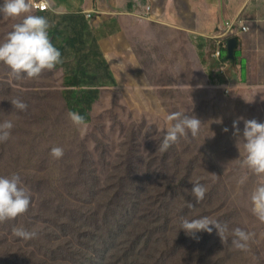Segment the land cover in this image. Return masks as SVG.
Masks as SVG:
<instances>
[{
    "label": "rangeland",
    "instance_id": "374dc122",
    "mask_svg": "<svg viewBox=\"0 0 264 264\" xmlns=\"http://www.w3.org/2000/svg\"><path fill=\"white\" fill-rule=\"evenodd\" d=\"M31 9L32 6L29 12L16 17L0 16V40L24 15L31 14ZM212 42L208 47L210 56ZM200 49L198 52L182 34L157 31L152 44L145 48L139 45V68L117 71L119 83L96 99L92 120L79 126L69 119L62 88L65 80L56 70L57 65L34 78H17L8 65L0 62V122L14 123L9 138L0 142V175L18 174L31 197L25 212L0 221V264H127L125 260L136 264L122 247L127 240L118 234L119 224L87 192L93 187L107 190L103 184L116 172L119 155L125 151L132 133L137 146L133 152L141 160L153 157L155 146H149L146 139L150 143L163 139L167 128L175 123L167 116L177 111L196 116L201 125L195 137L190 132L178 136L170 152L175 158L167 164L168 172L186 174L191 167L180 164L186 163L184 158L202 156L190 170L209 174L221 185L219 194L206 185L212 202L205 210L211 213L215 203L217 207L224 202L222 190L227 188L234 211L233 227L251 234L246 249L224 252L223 261L264 264V222L252 213L249 200L258 178L242 164L239 137L233 133V121L240 117L264 121V79H258L260 83H241L235 78L227 92L226 83L202 63L199 54L206 47ZM202 57L206 60L207 51ZM13 98L23 100L27 108H15L10 100ZM225 126L227 132L223 130ZM239 127L242 135L243 119L239 120ZM54 146L63 148L61 157L50 154ZM83 163L84 173L79 167ZM138 170L145 173V165L140 164ZM149 171L164 172L155 164ZM178 177L174 178L175 183ZM84 178H88L86 185ZM110 209L115 213L123 211ZM176 211L164 203L160 225L155 224V219L149 222L151 233L142 237L148 243L139 252L141 264L154 263L155 258L148 251L156 243L161 264H176L180 255L195 247L197 236L187 235L180 226L185 217L197 218L196 212L178 220ZM129 212V216L125 214L127 219L120 217L121 223L128 222L133 230L140 231L135 213L130 208ZM13 227L34 231L36 235L19 238Z\"/></svg>",
    "mask_w": 264,
    "mask_h": 264
},
{
    "label": "crops",
    "instance_id": "0c3cea01",
    "mask_svg": "<svg viewBox=\"0 0 264 264\" xmlns=\"http://www.w3.org/2000/svg\"><path fill=\"white\" fill-rule=\"evenodd\" d=\"M44 1L49 9L30 12L48 18L50 39L61 51L56 70L65 80L62 88L69 111L83 115L84 123L92 120L96 99L119 83L117 71L139 68V45L152 44L157 31L182 34L198 52L206 47L199 54L202 63L226 80L223 83H233L235 78L241 83L264 79V0ZM240 15L248 31L240 35L236 59L223 74L212 55L214 41L209 36ZM209 41H213L212 57Z\"/></svg>",
    "mask_w": 264,
    "mask_h": 264
},
{
    "label": "clouds",
    "instance_id": "9594fccd",
    "mask_svg": "<svg viewBox=\"0 0 264 264\" xmlns=\"http://www.w3.org/2000/svg\"><path fill=\"white\" fill-rule=\"evenodd\" d=\"M31 6L29 0H3L0 3V16L16 17L29 12ZM49 27L46 16L24 15L21 22L14 24L12 30L6 34L4 39L0 40V62L8 65L11 73L17 78L22 75L27 78H34L39 76L43 70L52 69L57 63L61 62V51L50 39ZM224 56L228 58V54L226 56L225 52ZM228 59L230 62L232 61V59ZM10 100L17 109L24 110L27 108V104L19 98ZM68 116L75 125L79 126L84 123V116L77 111H69ZM240 119L244 121L242 135L239 127ZM167 120H174L175 123L167 128L166 134L159 145L161 151L167 150L177 140L178 136H184L189 132L194 137L199 134L201 120L194 115L177 111L168 115ZM13 127L12 120L0 122V142L9 138L10 130ZM223 130L227 132L229 129L225 126ZM233 133L239 137L237 147L240 153L239 156H243L242 164L256 174L258 178L249 193V200L252 213L264 222V121L240 117L233 121ZM50 154L55 158H59L63 155V148L54 146L50 149ZM205 191L203 184L193 182L191 194L197 202L203 199ZM30 201L31 197L26 188L22 186L18 174L0 175V221L15 218L25 212ZM211 225H215L218 234L225 242L224 226L219 221L212 220L207 216L182 219L180 229H183L187 235L196 237L197 233L202 230L211 232L213 230ZM12 231L17 237L23 239H31L36 235L34 231L19 227H13ZM250 235L244 229L236 227L232 230V244L236 248L244 250L248 247L247 242Z\"/></svg>",
    "mask_w": 264,
    "mask_h": 264
},
{
    "label": "trees",
    "instance_id": "16d2710c",
    "mask_svg": "<svg viewBox=\"0 0 264 264\" xmlns=\"http://www.w3.org/2000/svg\"><path fill=\"white\" fill-rule=\"evenodd\" d=\"M33 8V7H32ZM34 9V8H33ZM36 10V9H35ZM239 39V36H238ZM221 81H226L221 78ZM64 94V92H63ZM65 100L66 97L64 96ZM66 106H68L66 100ZM69 108V106H68ZM132 133L125 151L123 154L119 155L120 162L117 164L116 172L112 175L111 179H107L103 184V190L100 188L93 187L92 191H88V195L100 205L105 207V210L111 216L115 223L119 224L118 234L124 236L127 240L122 247L125 253L136 263L141 264L139 260L141 254L140 251L143 250L145 245L148 243L143 240L142 237L151 233L149 230V222H153L155 219V224L160 225L159 214L162 212V205L164 203H169L176 211V217L180 220L184 215L195 213L196 217L207 216L212 220H217L221 225L224 226L225 242L221 239L218 234V230L215 225H211L212 231L208 232L202 230L197 233V243L194 248L188 253H184L177 258L176 264L180 261V264H226L222 259V254L226 251H237V249L232 244V230L235 228L232 225L231 218L234 215L233 205L228 197L227 188L222 190V196L224 202L219 206L216 203L214 205L213 211H206L205 207L209 204L212 198L205 191V195L202 200L196 201L195 197L191 194V188L193 187V182H199L205 186H212L214 192L219 194L221 185L217 178H212L209 174H197L193 170L195 162H200L202 156L193 154L184 158L186 163H180L191 167L188 169L186 174H170L167 170V164L175 158L171 157L170 152L174 149L175 144L172 143L167 150H159V145L163 139L158 140L156 143H150L148 139L146 142L149 146H155V154L153 157L149 155V158L136 155L133 150L137 149L136 139ZM147 138V136H146ZM154 158V160H153ZM145 165V173H141L138 170L140 164ZM155 164L156 169L160 168L164 170L163 173L157 171V173L152 174L149 168ZM86 166L85 163L80 164V169L84 173ZM212 165V163H211ZM178 177V181L175 183L174 178ZM216 181L218 184L214 185L213 182ZM85 185L88 184V178H84ZM167 182V183H166ZM121 209L120 213L111 212L110 208ZM129 208L135 215V222L141 224V230L136 231L129 226L128 222L121 223L120 217L123 216L124 220L127 219ZM111 212V213H110ZM128 212V213H127ZM209 212V213H208ZM126 214V215H125ZM129 216V215H128ZM168 214L165 215L167 217ZM159 218V219H158ZM131 219V217H129ZM186 219V217H185ZM112 227H110L111 230ZM178 239L179 240L183 237ZM159 245L156 243L152 248L149 249L148 254H150L155 261L153 264H161L158 260ZM196 258V259H192ZM128 264V262L125 260Z\"/></svg>",
    "mask_w": 264,
    "mask_h": 264
},
{
    "label": "built area",
    "instance_id": "2783aa9c",
    "mask_svg": "<svg viewBox=\"0 0 264 264\" xmlns=\"http://www.w3.org/2000/svg\"><path fill=\"white\" fill-rule=\"evenodd\" d=\"M30 4L33 8L39 10H47L49 4L44 0H31ZM151 6L148 5L147 9H150ZM88 16H91V13H87ZM248 31V26L246 25V19L243 16H238L236 19H228L224 22V25L219 30H215L213 33H210V38L214 41V47L212 48L213 57L219 60L220 71L223 74H227L228 66L230 60L225 58L224 52L229 47V40L232 37L239 36L243 32ZM233 83H228L226 85L227 92L231 91V86ZM225 87V88H226Z\"/></svg>",
    "mask_w": 264,
    "mask_h": 264
},
{
    "label": "water",
    "instance_id": "95a60500",
    "mask_svg": "<svg viewBox=\"0 0 264 264\" xmlns=\"http://www.w3.org/2000/svg\"><path fill=\"white\" fill-rule=\"evenodd\" d=\"M238 46V38L232 37L229 40V48H228V58L235 60L236 59V48Z\"/></svg>",
    "mask_w": 264,
    "mask_h": 264
}]
</instances>
